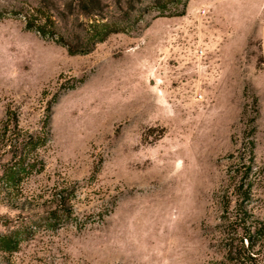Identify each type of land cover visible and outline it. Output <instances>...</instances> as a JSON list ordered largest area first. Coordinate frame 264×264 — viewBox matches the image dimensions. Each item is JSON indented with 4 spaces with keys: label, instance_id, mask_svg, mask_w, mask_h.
Returning <instances> with one entry per match:
<instances>
[{
    "label": "rangeland",
    "instance_id": "obj_1",
    "mask_svg": "<svg viewBox=\"0 0 264 264\" xmlns=\"http://www.w3.org/2000/svg\"><path fill=\"white\" fill-rule=\"evenodd\" d=\"M0 264H264V0H0Z\"/></svg>",
    "mask_w": 264,
    "mask_h": 264
},
{
    "label": "trees",
    "instance_id": "obj_2",
    "mask_svg": "<svg viewBox=\"0 0 264 264\" xmlns=\"http://www.w3.org/2000/svg\"><path fill=\"white\" fill-rule=\"evenodd\" d=\"M31 26V25H30ZM39 31V30H38ZM40 32V31H39ZM42 35L45 36V32H43V30L41 31ZM88 50V49H87ZM87 50H85L84 52H87Z\"/></svg>",
    "mask_w": 264,
    "mask_h": 264
}]
</instances>
